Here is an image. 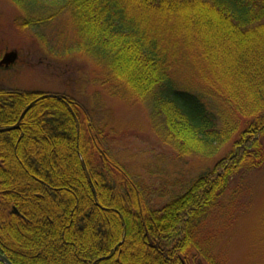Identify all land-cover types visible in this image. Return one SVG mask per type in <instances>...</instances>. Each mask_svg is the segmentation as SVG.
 Masks as SVG:
<instances>
[{
	"label": "trees",
	"instance_id": "trees-1",
	"mask_svg": "<svg viewBox=\"0 0 264 264\" xmlns=\"http://www.w3.org/2000/svg\"><path fill=\"white\" fill-rule=\"evenodd\" d=\"M9 1L26 28L67 12L65 51L102 66L114 96L147 104L178 157L210 158L239 137L154 209L148 189L97 150L72 100L0 89V127L30 105L0 132L1 252L16 264H225L213 241L226 226L210 227V211L229 180L264 162V0Z\"/></svg>",
	"mask_w": 264,
	"mask_h": 264
},
{
	"label": "rangeland",
	"instance_id": "rangeland-1",
	"mask_svg": "<svg viewBox=\"0 0 264 264\" xmlns=\"http://www.w3.org/2000/svg\"><path fill=\"white\" fill-rule=\"evenodd\" d=\"M22 18L13 3L0 0V56L17 52L13 64L0 68V89L72 100L78 113L75 120L99 133L94 136L100 147L97 150L124 165L148 189L152 208L158 209L182 193L233 149L239 134L210 158L178 157L153 131L147 104L114 96L102 66L85 54L65 51L74 38L67 12L36 27H21ZM25 109L14 124L17 127L9 130L19 127ZM256 137L264 149V135ZM210 214L211 219L218 218L210 227L226 226L215 230L218 235L213 241L214 251L226 255L225 264H264V162L229 180ZM195 260L207 264L200 258Z\"/></svg>",
	"mask_w": 264,
	"mask_h": 264
},
{
	"label": "water",
	"instance_id": "water-1",
	"mask_svg": "<svg viewBox=\"0 0 264 264\" xmlns=\"http://www.w3.org/2000/svg\"><path fill=\"white\" fill-rule=\"evenodd\" d=\"M16 57H17V53L14 50L5 52L3 57L0 60V66L8 67L11 63H13L15 61ZM25 111H26V109H25ZM25 111H24V113H25ZM14 127H17V125H14L12 127H1L0 132L9 130V129L14 128ZM0 261L5 263V264H11L10 261L2 254H0Z\"/></svg>",
	"mask_w": 264,
	"mask_h": 264
},
{
	"label": "bare ground",
	"instance_id": "bare-ground-1",
	"mask_svg": "<svg viewBox=\"0 0 264 264\" xmlns=\"http://www.w3.org/2000/svg\"><path fill=\"white\" fill-rule=\"evenodd\" d=\"M12 208H13V207H12ZM11 212H14V211L11 210ZM0 254L4 255V256L10 261L11 264H16V263H15V262H14V261L8 256V254H4V253H2L1 250H0ZM12 255H13V257L16 258L17 260L20 259V258H22V257H21V256H22V253H20V254L17 253V254H16V252H15V253H12ZM0 262H1V261H0ZM18 263L21 264V262H18Z\"/></svg>",
	"mask_w": 264,
	"mask_h": 264
},
{
	"label": "flooded vegetation",
	"instance_id": "flooded-vegetation-1",
	"mask_svg": "<svg viewBox=\"0 0 264 264\" xmlns=\"http://www.w3.org/2000/svg\"><path fill=\"white\" fill-rule=\"evenodd\" d=\"M1 57H2V56H0V59H1ZM0 68H1V67H0ZM0 264H4V263L0 262Z\"/></svg>",
	"mask_w": 264,
	"mask_h": 264
}]
</instances>
